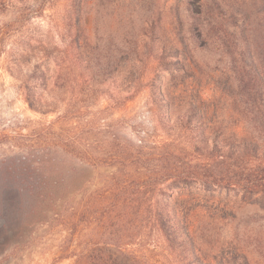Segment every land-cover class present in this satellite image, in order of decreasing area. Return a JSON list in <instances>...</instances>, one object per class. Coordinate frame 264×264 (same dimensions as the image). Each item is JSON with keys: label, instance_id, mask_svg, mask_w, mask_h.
<instances>
[{"label": "trees", "instance_id": "obj_1", "mask_svg": "<svg viewBox=\"0 0 264 264\" xmlns=\"http://www.w3.org/2000/svg\"><path fill=\"white\" fill-rule=\"evenodd\" d=\"M222 5L228 6V23ZM237 8L225 0H199L191 14L199 45H214L227 60L221 74L214 75L217 69L206 73L192 58L178 65L180 86L158 84L156 71L148 79L146 70L123 72L129 85L121 100L147 88L170 138L155 152L164 171L147 169L152 153L146 155L142 140L136 148L102 156L104 165L97 167L87 151L76 154L84 146L82 138L64 131H46L24 151L0 159V257L22 249L40 226H59L67 242L75 233L81 239L69 253L75 263L122 264L120 254L130 241L115 239L111 230L139 224L155 228L176 264H264L254 259L247 243L211 231L212 223L233 216L240 204L264 199V39L255 43L258 64L250 54L246 59L230 27H239L240 18L249 22V15ZM243 40L248 46L249 36ZM148 50L150 62L156 53L151 46ZM16 62L11 58L7 63L11 73L20 70ZM168 72L176 78L170 67ZM63 73L57 71L52 85L44 70L20 77L31 108L52 111L43 91H36L41 86L53 92L65 79ZM34 80H40L39 86ZM184 98L175 107V100ZM97 169L104 170L101 185L82 177ZM114 247L119 249L115 255L109 252ZM258 252L264 256L260 240Z\"/></svg>", "mask_w": 264, "mask_h": 264}, {"label": "rangeland", "instance_id": "obj_2", "mask_svg": "<svg viewBox=\"0 0 264 264\" xmlns=\"http://www.w3.org/2000/svg\"><path fill=\"white\" fill-rule=\"evenodd\" d=\"M225 1L248 13L249 22L240 18V26L230 28L246 59L250 54L258 64L255 43L264 39V0ZM198 4L199 0H0V159L24 151L46 131H64L82 138L84 146L76 154L87 151L85 155H93L97 167L104 165L102 156L136 148L142 140L146 155L152 153L151 161L145 162L147 169L163 170L164 164L155 157L162 141L170 138L158 122L147 88L132 99L121 100L129 85L123 72L146 70L144 78L148 79L156 71L158 84L179 85L178 65L188 64L192 58L206 73L217 69L214 75L221 74L226 58H220L214 45L210 49L199 45L202 40L191 18ZM227 8L222 5L228 23ZM248 36L249 49L243 40ZM149 46L156 53L150 62ZM261 49L263 52L264 45ZM11 58L20 66L15 73L7 68ZM169 67L176 78L170 77ZM37 70L47 73L50 85L56 84L57 71L65 76L53 92L41 86L36 91H43L44 101L50 103L52 111L47 113L29 106L21 86L20 77ZM39 83L34 80L32 84ZM185 83L188 87V76ZM184 100L176 99L175 107ZM243 126L245 123L241 131ZM100 169L82 177L101 185L105 174ZM229 196L234 197L233 193ZM263 207L264 199L240 204L233 216L212 223L211 231L222 239L247 243L254 259L264 261L258 252L259 240L264 245ZM111 231L115 239L130 241L120 254L122 264H176L155 228L135 224ZM80 240L75 233L73 242H67L66 232L59 226H40L22 249L0 257V264H85L75 263V257L69 256ZM118 250L114 247L109 252L115 255Z\"/></svg>", "mask_w": 264, "mask_h": 264}]
</instances>
